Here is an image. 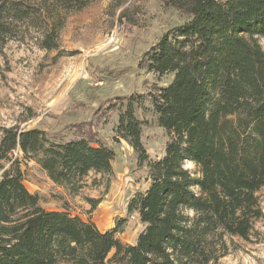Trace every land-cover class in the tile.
<instances>
[{"label": "trees", "instance_id": "obj_1", "mask_svg": "<svg viewBox=\"0 0 264 264\" xmlns=\"http://www.w3.org/2000/svg\"><path fill=\"white\" fill-rule=\"evenodd\" d=\"M94 1L40 0L32 6L1 0L0 48L43 9L54 19L59 11H80ZM167 5L188 20L163 33L140 68L172 79L132 95L115 128L117 139L133 149L136 166L147 170L148 189L127 206L144 225L136 243L117 238L123 219L101 231L66 211L46 210L24 185L13 157L22 152L74 194L91 172L113 173L114 153L101 141L99 124L92 121L89 131L75 130L68 139L0 126V264H215L224 237L249 240L264 218L258 196L264 188V0ZM52 32L45 34L47 50L56 48ZM146 102L169 135L160 158L151 155L136 115ZM98 113L105 116L102 109ZM187 161L197 174L185 168Z\"/></svg>", "mask_w": 264, "mask_h": 264}, {"label": "rangeland", "instance_id": "obj_2", "mask_svg": "<svg viewBox=\"0 0 264 264\" xmlns=\"http://www.w3.org/2000/svg\"><path fill=\"white\" fill-rule=\"evenodd\" d=\"M25 1L32 6L40 2ZM43 10L31 23L21 24L18 37L0 48V126L38 128L68 139L75 130L89 131L92 121L99 124L101 141L114 153L113 173L91 172L74 194L54 184L22 152L13 157L19 161L24 185L40 196L46 210L66 211L101 231L123 219L117 238L134 245L144 225L138 214H128L127 206L136 193L148 189L149 181L146 168L136 166L133 149L117 139L115 128L132 95L143 93L148 84L171 81L170 75L158 77L142 70L140 63L163 33L185 23L188 16L169 7L167 0H96L80 11H59L54 19ZM51 29L58 35L56 48L47 50L42 46ZM260 43L264 48V38ZM144 107L137 108L136 115L144 124L145 144L153 157H163L169 135L158 126L149 102ZM184 166L197 174L194 163ZM258 196L264 213V188ZM224 242L215 264H264V218L255 222L249 240L226 236Z\"/></svg>", "mask_w": 264, "mask_h": 264}]
</instances>
